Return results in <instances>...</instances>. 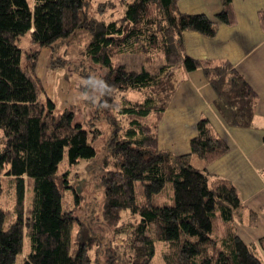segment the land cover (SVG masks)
<instances>
[{"label":"trees","instance_id":"1","mask_svg":"<svg viewBox=\"0 0 264 264\" xmlns=\"http://www.w3.org/2000/svg\"><path fill=\"white\" fill-rule=\"evenodd\" d=\"M118 1L123 11L115 19L116 4H97L98 13H109L105 21L89 14L88 0H31V5L28 0H0V195L9 184L13 196L10 223L8 211L0 207V264L21 259L24 238L28 251L21 264H152L155 255L159 264H262L235 232L245 215L253 226L254 215L233 185L209 181L205 167L227 147L208 122L197 121L190 154L174 157L156 145L177 67L203 73L228 125H250L256 97L241 76L227 62L190 59L182 43L183 32L212 38L219 24L230 25L231 1L220 0L213 18L181 14L176 0ZM78 32L89 37L85 57L105 69L97 78L81 71L86 82L76 90L84 102L94 99L93 115L81 121L69 107L56 110L35 73L42 49L51 54L49 68L63 66L65 61L52 54ZM155 53L161 64L153 73L113 61L120 55ZM130 91L142 98H129ZM99 120L109 127L101 142L95 127ZM190 155L201 161L200 168L190 164ZM92 158L86 167L89 173L95 167L100 171L96 179L104 233L85 229L82 223L88 219L73 214L80 200L75 192L72 210L63 208L66 172L57 177L63 159L73 165ZM123 218L129 219V229L121 247L114 240ZM156 245L165 249L155 254ZM255 245L264 250V239Z\"/></svg>","mask_w":264,"mask_h":264},{"label":"crops","instance_id":"2","mask_svg":"<svg viewBox=\"0 0 264 264\" xmlns=\"http://www.w3.org/2000/svg\"><path fill=\"white\" fill-rule=\"evenodd\" d=\"M230 1V25L219 24L212 38L183 32L182 43L190 59L227 62L241 76L256 97L250 125H228L203 73L177 67L171 73L172 91L156 128V145L174 157L190 154L189 140L196 136L197 121L208 122L213 135L227 147L224 155L205 167L209 181L233 185L240 202L254 215L253 226H248L245 215L242 223L235 225V232L264 264V250L255 245L264 239V0ZM176 9L181 14L213 18L221 5L220 0H176ZM190 164L202 166L194 155H190Z\"/></svg>","mask_w":264,"mask_h":264},{"label":"rangeland","instance_id":"3","mask_svg":"<svg viewBox=\"0 0 264 264\" xmlns=\"http://www.w3.org/2000/svg\"><path fill=\"white\" fill-rule=\"evenodd\" d=\"M109 1L116 4V11H113V18H118L121 16L123 8L119 7L118 0H88V12L96 20H105L109 21L110 17L108 12L98 13L97 7L99 3ZM121 1V0H120ZM127 1V0H126ZM29 5H31V0H28ZM89 37L83 32H78L73 36L70 41L66 44H60L57 46L56 50L53 52L55 58H59L62 61H65V64L59 68L51 69L49 68V58L50 52L47 49H42L36 63L35 73L39 78L42 87L48 98L54 103L56 110L64 109L69 106V109L74 113L75 120L81 121V117L88 118L93 115L94 111V99L89 104V101L84 102V95L82 96L76 90V86L83 81L86 82L84 77H81V71L90 72L93 74L94 78H97V74L104 73L105 69L98 68L97 66L90 63V61L84 55V49L87 44ZM24 39L21 38V42ZM160 54H149L146 57L140 55H123L116 56L113 58V61L125 65L128 68L133 70H138L145 68L150 73L156 71V69L161 64ZM56 60V59H55ZM58 61V59L56 60ZM79 70L80 72H75ZM90 95H96L97 91L94 87L90 90ZM129 98L140 99L142 96L138 92H129ZM131 99V100H133ZM83 121V120H82ZM95 127L101 132L102 138L98 139L97 142L103 141V138L108 134L109 127L106 124L105 120H99ZM97 146L96 158L99 153L100 144ZM92 159L90 160H78L77 163L73 165H68L66 160L63 159L57 168V177L62 175V172H66V185L68 186L67 190H61L60 192L63 195V208L71 209L73 208L72 202V193L75 192L79 197V204L76 207V210L73 212L74 215L82 213L84 220L82 223L85 229L88 227L91 230H94L93 227L101 233L105 232V226L100 221L99 218V208L101 202V189L96 179V173H100L99 169L95 167L92 173H89L91 170L90 167H86L87 164H92ZM97 164V163H96ZM94 166H97V165ZM92 171V170H91ZM58 183V182H57ZM59 184V183H58ZM166 190L169 192L170 187L166 185ZM31 197L30 190L25 192L24 203L27 206L29 204V197ZM65 205V206H64ZM0 207L6 209L9 213L7 223H10L13 220V196L11 187L7 186L6 190H3L0 195ZM66 207V208H65ZM75 207V205H74ZM127 214V212H122L121 215ZM123 225H120L121 233L115 238L116 244H121V247L124 246L126 241V231L128 228L129 219H121ZM83 221V220H82ZM92 223V224H91ZM88 226V227H87ZM165 248L162 245H156V253L163 251ZM28 251L27 241L23 239L22 254L21 259L24 258ZM157 255L153 258L152 264H159ZM21 259L16 258L14 264H21Z\"/></svg>","mask_w":264,"mask_h":264}]
</instances>
